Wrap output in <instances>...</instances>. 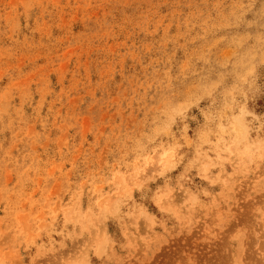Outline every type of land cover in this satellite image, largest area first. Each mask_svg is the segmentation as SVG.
I'll return each instance as SVG.
<instances>
[{
    "label": "rangeland",
    "instance_id": "374dc122",
    "mask_svg": "<svg viewBox=\"0 0 264 264\" xmlns=\"http://www.w3.org/2000/svg\"><path fill=\"white\" fill-rule=\"evenodd\" d=\"M0 264H264V0H0Z\"/></svg>",
    "mask_w": 264,
    "mask_h": 264
}]
</instances>
